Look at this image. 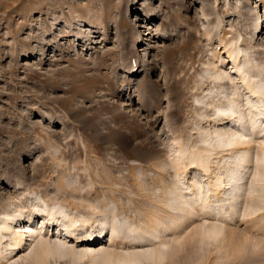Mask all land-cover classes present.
I'll return each instance as SVG.
<instances>
[{
	"label": "rangeland",
	"instance_id": "1",
	"mask_svg": "<svg viewBox=\"0 0 264 264\" xmlns=\"http://www.w3.org/2000/svg\"><path fill=\"white\" fill-rule=\"evenodd\" d=\"M256 6L264 25V0H0V213L37 205L35 196L48 194L50 203L73 205L93 220L115 215L110 223L123 226L117 242L132 239L144 250L164 252L162 264H264V209L252 213L255 205L264 206V178L255 182L264 166H252V152L239 173L238 198L228 195L218 202L209 193V201L200 204L183 191L190 199L185 208L161 203L162 188L171 181L205 190L211 181L203 168L189 166L188 158L207 147L201 138L220 117L209 103L223 102L235 87L247 111L249 95L227 54L234 45L263 68L261 73L251 68L249 75L264 83V31L254 34L256 18L249 14ZM216 71L225 78L222 88L209 83ZM117 112L141 128L138 138L115 118ZM86 119L93 124L84 131ZM225 122L220 128L229 126ZM115 130L128 134L132 146L102 143ZM153 138L157 153L145 145ZM263 139L254 134L238 141H250L255 151ZM181 146L188 150L178 162L188 168L176 175L172 164ZM218 157L210 159V172ZM62 176L64 188H56ZM103 195L117 201L104 206ZM26 215L25 210L23 221ZM148 215L172 228L160 237L129 233L127 225ZM57 220L55 229L43 232L49 242L59 232L66 235V221ZM210 225L221 227V233L196 244L199 237L193 234ZM104 232L90 249L127 252L106 242ZM63 242L86 248L68 235ZM22 254L11 263L31 264Z\"/></svg>",
	"mask_w": 264,
	"mask_h": 264
},
{
	"label": "bare ground",
	"instance_id": "2",
	"mask_svg": "<svg viewBox=\"0 0 264 264\" xmlns=\"http://www.w3.org/2000/svg\"><path fill=\"white\" fill-rule=\"evenodd\" d=\"M260 13L261 12H259L258 6L249 12L251 17L256 18V23L253 26L254 34L264 31V25L262 22L263 16H261ZM124 26L132 29L131 24H129L127 21L124 22ZM209 34L210 32H207L206 35ZM227 54L232 62V67L235 69L238 78L242 82V86L246 90V94L249 95V97L245 99V109H247V111L245 112L243 109H241L242 105L240 106L239 104V93L235 87L229 90L228 96L223 102L216 104L211 100L212 102L209 103V106L215 109V114H219L220 117L214 121L215 123L212 124V126H209L208 136L201 138V143L204 145L206 144L207 147L197 151V153H190L188 156L189 166L190 164H194L199 168H203L204 171L209 173V178L211 181L208 184L206 190L202 186L197 187V185L193 184H189L188 186L185 185V187L179 188L174 181L167 183L162 188L163 194L161 196V198L163 197L161 203L166 207L180 210L185 205H188V200L190 199H186L182 196L183 191H186L187 195L194 199V203L200 202V204H206V199L208 198L207 194L209 193L215 194L217 196L216 201L218 202L228 195L229 197L231 195V198L233 199L238 198L239 193L241 192V181L243 180V175L239 173L243 169L244 164L248 162L250 155L252 154L251 163L254 168H257L258 166H264V139L259 144V147L255 149V151L250 141H238L239 138L246 135L258 134L263 135L264 137V83L262 81L254 80L257 75H249V70H251V68H256L257 73H261L263 68L261 66H253L254 64H251V59L248 56L241 55L240 47L237 45H234V47H232L227 52ZM128 72H131V69H129L127 73ZM221 75L222 74H220L218 71L211 74L209 79L212 81H209V83H217L219 88H222L225 78ZM130 83V80H128L127 85ZM250 98H254L256 102H251ZM151 100L148 102L152 103V107H156L154 100ZM249 112H252V114H249ZM247 115L249 118H247ZM115 118L122 120L125 130L129 131V133L136 138L142 134L141 128L132 121L127 120V117L124 114L117 112L115 114ZM157 120L158 119L156 118L154 121ZM223 121H226L225 123H229V126H226L224 129L220 128ZM86 122L87 125L84 131L88 128V125L93 124V119H86ZM112 134L114 137L102 139V143H105V145L108 146L117 145L121 148H129L132 146L133 142L128 134L126 135L119 130H115L112 132ZM145 138L143 137V142L145 141ZM157 144L158 142L156 139H154V141L149 140V142L147 141L145 143L146 146H151L152 150L157 146ZM179 150L181 151H178L180 153L179 156H181L172 164L176 175H178L179 171L185 173L188 168V165H185L184 162H178L179 160H185L186 155L184 153L188 149L181 146ZM154 152L157 153L158 151L156 150ZM222 153L227 154L221 155ZM214 155H216V157H220H218L215 162L216 166L214 170L216 171L210 172L208 165L213 163L210 161V159ZM231 160L233 162H231ZM153 168L162 171V168H158L157 164H155ZM63 178L64 177L62 176V178L59 179L58 184H56V188H64ZM135 178V185L140 187L141 181L136 175ZM260 178H264V169L257 172L255 182H257ZM158 181L162 182V179L160 178ZM254 185L251 184L252 190H254ZM227 190H229L228 193L230 194H227ZM262 191H264V188H262ZM47 196L48 194L44 197L36 195L34 199L38 204H31L30 207L28 206L29 208L27 207L28 204L26 203L27 205L25 204L23 206H13L10 212L5 211L0 213V264H12L22 253V255L25 257H31V264H50V260L54 261L53 264H61V262L64 261H69L70 264H79L83 261H85V264H143L145 261H151L154 264H162L164 252L144 250L142 248L145 245H132V239L125 242L123 240L117 242V233L122 229L123 226L121 225L122 223L118 222L115 224L110 223L115 219V215L111 214L110 218L105 217L101 220H93L87 215L80 214L77 211L78 207L76 208L73 205L65 207L62 206L61 203V205L50 203ZM102 201L104 206H107L109 202L117 200L114 196H112V198H108L107 196L103 195ZM24 203L25 202H23V204ZM89 206L93 209L91 204H89ZM230 208L232 210L233 205H231ZM252 208V213L255 214L260 210L263 211L264 206L255 205ZM213 209L214 208L210 207L209 211L211 212ZM25 210L27 212V215L24 217L26 221H23L21 217L23 216V212ZM56 215L59 216L56 217ZM58 218H62L66 221V235L61 236V233L59 232V235L57 236L58 238L56 237L57 239H55L53 242H49L46 239L47 235L44 233L47 231V229H51L52 226H55L54 224L58 222ZM161 224H163L164 227L160 228V226H162ZM170 228L172 227L162 222V219L156 215L146 216L145 220L143 222L141 221L140 224L136 225L135 223H131L127 225V230L129 233H140L138 236L139 238H142L141 234L150 235L153 232H157L158 234L156 237H160L161 234ZM95 229H99V231L94 232ZM78 230H84V234H75ZM221 230L222 228L217 225H210L202 230V233L200 234L195 232L193 234V238L194 236L199 237V240L196 243L198 244L201 243L202 238H208L211 240L217 238V236L221 233ZM104 231L109 233V236L107 235L108 233L104 236L106 242H108L110 245H116V247L119 246L118 249L121 248L127 252L122 253L115 250L104 251L105 249H103V246H101L102 248L100 250H95L92 248L90 249L89 247L91 246L95 247V245L90 244V242H94L97 236L101 237L103 233H105ZM67 235L74 238L75 243H80V245H84L86 248L76 250L75 248L73 249L67 247L63 242V240L67 238ZM161 245L162 244L160 243V246ZM98 246H100V244ZM104 248H106V246H104ZM22 259L18 258L17 260Z\"/></svg>",
	"mask_w": 264,
	"mask_h": 264
}]
</instances>
